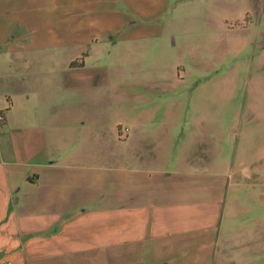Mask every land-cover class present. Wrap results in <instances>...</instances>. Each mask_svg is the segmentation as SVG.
Segmentation results:
<instances>
[{
    "label": "rangeland",
    "instance_id": "374dc122",
    "mask_svg": "<svg viewBox=\"0 0 264 264\" xmlns=\"http://www.w3.org/2000/svg\"><path fill=\"white\" fill-rule=\"evenodd\" d=\"M110 7L115 13L108 14L120 24L97 44L40 46L35 36L34 44L0 45V111L6 112L11 99L18 101L15 91L27 87L36 122L42 104L54 102L67 108L66 117L73 116V106L77 116L96 110L110 119L108 127L125 134L130 119L145 112L162 119L165 104L176 102L179 135L209 134L204 154L210 165L202 177L211 182L216 205L211 203L210 209L218 212L217 223L193 231L190 239L173 251L163 250L155 261L152 255L145 261L122 260L117 245L110 264H155L160 259H172V264H264V0H112ZM122 69L130 71L126 79L131 82L145 71L161 82L166 78L170 86L125 89L110 78L91 90L82 88L93 73ZM13 124L0 135V149L5 141L11 148ZM77 127L79 134L87 133L84 126ZM189 143L179 144V158L189 155ZM81 148L80 137L67 139L66 161L77 159ZM113 150L120 154L121 146ZM75 167L82 179L122 175L115 161Z\"/></svg>",
    "mask_w": 264,
    "mask_h": 264
},
{
    "label": "crops",
    "instance_id": "0c3cea01",
    "mask_svg": "<svg viewBox=\"0 0 264 264\" xmlns=\"http://www.w3.org/2000/svg\"><path fill=\"white\" fill-rule=\"evenodd\" d=\"M111 2L0 0V45L34 44L35 36L40 46L63 48L104 41L111 36L108 29L120 24L108 14L115 13L108 9ZM129 74L123 69L93 73L82 88L91 90L110 78L125 89L170 86L166 78L161 82L145 71L137 72L134 82L126 79ZM72 85L77 89V82ZM14 94L18 101L11 99L6 112L0 111V135L14 122L11 148L5 141L0 149V264H110L117 245L122 260L145 261L152 255L155 261L163 250L173 251L190 239L193 231L216 225L218 212L210 209L211 203L216 205L210 198L211 182L202 177L210 165L204 154L209 134L179 135L176 102L165 104L162 119L145 112L126 122L125 134H117L108 127L110 119L98 111L77 116L73 106V116L66 117L67 108L54 102L42 104L36 122L31 90L24 87ZM78 125L87 133L79 134ZM70 137L83 139V148L77 150V159L66 161ZM183 140L190 142L189 155L179 158ZM113 146H121L120 154H114ZM114 161L122 166L120 178L82 179L75 167ZM160 260L155 264H172V259Z\"/></svg>",
    "mask_w": 264,
    "mask_h": 264
}]
</instances>
